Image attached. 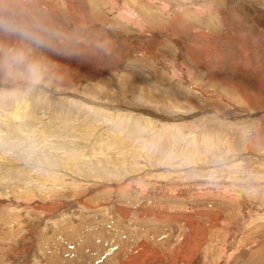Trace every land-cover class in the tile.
Here are the masks:
<instances>
[{
  "label": "rangeland",
  "instance_id": "374dc122",
  "mask_svg": "<svg viewBox=\"0 0 264 264\" xmlns=\"http://www.w3.org/2000/svg\"><path fill=\"white\" fill-rule=\"evenodd\" d=\"M0 18V264H264V0Z\"/></svg>",
  "mask_w": 264,
  "mask_h": 264
},
{
  "label": "clouds",
  "instance_id": "9594fccd",
  "mask_svg": "<svg viewBox=\"0 0 264 264\" xmlns=\"http://www.w3.org/2000/svg\"><path fill=\"white\" fill-rule=\"evenodd\" d=\"M0 32L9 33L15 36H19L23 39L33 40L35 43L39 44L40 41L35 38L32 33L27 29L22 21L15 19H3L0 18ZM25 64L24 56L22 52L16 50H7L3 54V59L0 60V66L6 69H10L12 66H22ZM27 72L29 75H35L34 66H28ZM11 76L12 73L9 70L6 73Z\"/></svg>",
  "mask_w": 264,
  "mask_h": 264
},
{
  "label": "bare ground",
  "instance_id": "6f19581e",
  "mask_svg": "<svg viewBox=\"0 0 264 264\" xmlns=\"http://www.w3.org/2000/svg\"><path fill=\"white\" fill-rule=\"evenodd\" d=\"M14 112H15V114H14ZM19 114H21L20 108H19L18 106H16V107L14 108V110H13V117L10 118V119H12V120L3 121V123H2L3 127H4L6 130H10L9 128H12V127H13V124H14L13 122L15 121V118L20 117ZM13 119H14V120H13ZM26 120H27V122H29L28 119H26ZM103 154H105V153H103ZM114 162H115V161H114ZM123 162H124V161H123Z\"/></svg>",
  "mask_w": 264,
  "mask_h": 264
}]
</instances>
